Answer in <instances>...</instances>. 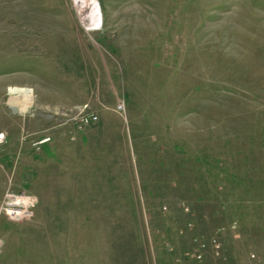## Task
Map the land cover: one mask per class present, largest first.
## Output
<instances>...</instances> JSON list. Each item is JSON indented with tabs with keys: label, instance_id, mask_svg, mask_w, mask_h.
Listing matches in <instances>:
<instances>
[{
	"label": "rangeland",
	"instance_id": "obj_1",
	"mask_svg": "<svg viewBox=\"0 0 264 264\" xmlns=\"http://www.w3.org/2000/svg\"><path fill=\"white\" fill-rule=\"evenodd\" d=\"M8 194L0 264H264V0H0Z\"/></svg>",
	"mask_w": 264,
	"mask_h": 264
},
{
	"label": "built area",
	"instance_id": "obj_2",
	"mask_svg": "<svg viewBox=\"0 0 264 264\" xmlns=\"http://www.w3.org/2000/svg\"><path fill=\"white\" fill-rule=\"evenodd\" d=\"M29 93H23V92H10L8 90L9 96H11L10 98H17L21 101H25V100H31L33 97V93L32 90L30 88H28ZM31 104V103H30ZM30 106V105H29ZM116 109L118 111H123L124 110V105L123 103L119 102L116 105ZM76 116L75 118V125L78 128H81L83 126H86L90 123H93L97 120V114L90 112L87 114H84L83 111L81 109H79L77 111V113L75 114ZM43 141H46L43 140ZM42 141V142H43ZM6 202L4 204V206H0V213L4 212L6 214H8V212L10 211V209L14 210V213L8 214V215H14L16 217H22L26 214V212L28 211V208L33 207L34 205V197L29 196V195H25V194H8L6 195ZM17 213V214H15ZM195 244L198 246V248L203 251L207 248V246L211 245L210 247H212V249L215 251V253H219L221 245L219 243V241L216 238H212L209 241H205L202 240L200 238H195L194 239ZM196 258H202V253L198 252L196 254Z\"/></svg>",
	"mask_w": 264,
	"mask_h": 264
},
{
	"label": "bare ground",
	"instance_id": "obj_3",
	"mask_svg": "<svg viewBox=\"0 0 264 264\" xmlns=\"http://www.w3.org/2000/svg\"><path fill=\"white\" fill-rule=\"evenodd\" d=\"M10 92H16V93H19V92H23V93H29V91H28V89H20V88H14V89H11L10 90ZM10 100V99H9ZM11 100H13V99H11ZM30 100V99H29ZM29 104V103H28ZM14 105V104H13ZM24 105V104H23ZM24 108H26V107H24ZM23 108V109H24Z\"/></svg>",
	"mask_w": 264,
	"mask_h": 264
}]
</instances>
